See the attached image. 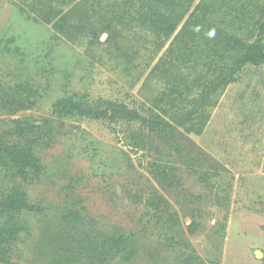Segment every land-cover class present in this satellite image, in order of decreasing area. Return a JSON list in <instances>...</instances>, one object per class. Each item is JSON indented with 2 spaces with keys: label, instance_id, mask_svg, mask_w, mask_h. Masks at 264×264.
I'll return each mask as SVG.
<instances>
[{
  "label": "rangeland",
  "instance_id": "1",
  "mask_svg": "<svg viewBox=\"0 0 264 264\" xmlns=\"http://www.w3.org/2000/svg\"><path fill=\"white\" fill-rule=\"evenodd\" d=\"M100 12L93 0H0V82L21 87L30 106L1 112L0 128L45 118L52 128L36 147L44 173L0 186V203L16 189L38 205L14 217L0 209V264H264V63L213 97L197 132L148 133L150 146L136 148L138 123L115 103L161 113L160 94L178 86L155 70L172 38L158 47L127 25L110 38ZM70 98L83 113L55 116ZM158 195L177 221L155 214ZM114 242L131 255L98 253Z\"/></svg>",
  "mask_w": 264,
  "mask_h": 264
},
{
  "label": "trees",
  "instance_id": "2",
  "mask_svg": "<svg viewBox=\"0 0 264 264\" xmlns=\"http://www.w3.org/2000/svg\"><path fill=\"white\" fill-rule=\"evenodd\" d=\"M93 2L102 12L101 23L105 31L113 36L110 38L117 36L118 27L124 25L150 32L159 39L158 47L165 46L172 38L166 48V54L160 58L155 70H159L162 81L171 78L172 81L178 82L173 91L162 92L157 99V102L164 106L168 100V104L176 109L171 113L163 106L161 113L150 110L148 113L151 115L148 116L141 115L124 102L115 103V113L121 119L127 123H138L139 129L131 133L136 148L150 146L146 137L148 133L162 135L174 131L177 126L198 131L207 121L206 109L217 104L215 98L235 81L246 65L264 63V0ZM22 93L21 87H6L0 82V113H14L30 107L26 106V97ZM174 93L177 95L173 96ZM177 97L180 106H175ZM77 108L71 98L65 102L60 101L54 107V115L68 118L73 113H83V108ZM43 122L37 125L35 122L15 119L6 129L0 128V186L4 181L17 182L20 179L26 183L44 173L43 160L36 153V147L40 146L42 136H46L47 131L52 128L49 118H45ZM158 169L162 178L169 174L164 166H159ZM4 197L0 209L3 213L6 211L5 215L8 217L38 209V205L29 202L25 190L11 189ZM150 203L156 215H162L168 222L177 221L175 211L169 212V202L163 196H156ZM75 213L68 211L63 215L65 218L76 220L78 218ZM166 215H169L168 219ZM174 225L173 223L174 232H178ZM191 225L196 226L195 222ZM119 244L121 243L114 242V248L112 245L110 248L107 245L98 246L97 251L101 255L114 251L124 258L130 256L128 243H122L120 246ZM123 248H127L124 251L128 256L122 254ZM3 249L0 248V251ZM5 251L6 249L3 250V260H8ZM94 253L97 255L96 251Z\"/></svg>",
  "mask_w": 264,
  "mask_h": 264
},
{
  "label": "water",
  "instance_id": "3",
  "mask_svg": "<svg viewBox=\"0 0 264 264\" xmlns=\"http://www.w3.org/2000/svg\"><path fill=\"white\" fill-rule=\"evenodd\" d=\"M263 44H264V39H263ZM260 254V253H259Z\"/></svg>",
  "mask_w": 264,
  "mask_h": 264
},
{
  "label": "bare ground",
  "instance_id": "4",
  "mask_svg": "<svg viewBox=\"0 0 264 264\" xmlns=\"http://www.w3.org/2000/svg\"><path fill=\"white\" fill-rule=\"evenodd\" d=\"M259 254V253H258Z\"/></svg>",
  "mask_w": 264,
  "mask_h": 264
}]
</instances>
